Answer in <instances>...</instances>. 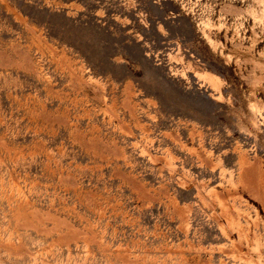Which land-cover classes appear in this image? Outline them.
Returning a JSON list of instances; mask_svg holds the SVG:
<instances>
[{"label": "rangeland", "instance_id": "374dc122", "mask_svg": "<svg viewBox=\"0 0 264 264\" xmlns=\"http://www.w3.org/2000/svg\"><path fill=\"white\" fill-rule=\"evenodd\" d=\"M0 264H264V0H0Z\"/></svg>", "mask_w": 264, "mask_h": 264}]
</instances>
